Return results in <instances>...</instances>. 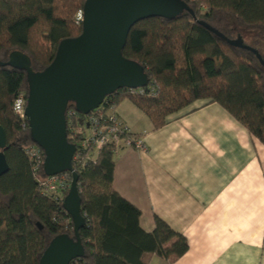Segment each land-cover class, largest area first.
I'll use <instances>...</instances> for the list:
<instances>
[{
  "label": "trees",
  "instance_id": "obj_1",
  "mask_svg": "<svg viewBox=\"0 0 264 264\" xmlns=\"http://www.w3.org/2000/svg\"><path fill=\"white\" fill-rule=\"evenodd\" d=\"M183 1L196 19L182 12L132 28L123 55L145 68L149 84L118 90L102 107H114L118 115V107L128 100L156 131L198 102L216 103L264 145V66L253 52L232 46L200 24L228 40H235L242 29L255 42L252 46L243 39L244 44L259 51L257 45L264 44V0ZM85 2L0 0V126L6 133L9 165V172L0 177V264H40L55 237L74 238L73 222L64 209L69 190L56 196L41 192L39 181L48 178L45 155L40 149L42 163L35 171L27 151L39 147L27 119L14 110L19 95L28 94L27 73L2 63L19 51L29 57L35 73L44 71L63 40L81 35L78 17ZM71 109L76 110L74 105ZM78 116L84 124V117ZM82 138L68 140L78 149ZM114 157L112 147L105 146L85 166L73 163L86 225L80 231L85 255L71 264H150L153 256L175 263L189 250L188 240L157 217L153 232L141 228V211L113 186Z\"/></svg>",
  "mask_w": 264,
  "mask_h": 264
},
{
  "label": "crops",
  "instance_id": "obj_2",
  "mask_svg": "<svg viewBox=\"0 0 264 264\" xmlns=\"http://www.w3.org/2000/svg\"><path fill=\"white\" fill-rule=\"evenodd\" d=\"M120 106L147 150L115 153V190L141 211L144 231L157 217L189 243L175 263L150 264H264V145L216 103L198 102L156 131Z\"/></svg>",
  "mask_w": 264,
  "mask_h": 264
},
{
  "label": "water",
  "instance_id": "obj_3",
  "mask_svg": "<svg viewBox=\"0 0 264 264\" xmlns=\"http://www.w3.org/2000/svg\"><path fill=\"white\" fill-rule=\"evenodd\" d=\"M195 13L183 0H86L83 8L82 33L63 40L55 59L44 71L35 73L27 55L16 51L4 67L27 73L28 94L25 117L32 141L43 150L44 170L48 177L72 174L71 187L64 209L74 225V238L55 237L45 250L40 264H71L82 259L85 249L80 231L86 220L82 215L79 175L73 171L77 152L68 140L67 113L71 105L83 115L100 108L106 98L121 89H140L149 84L145 68L124 57L123 50L132 28L155 17L174 18ZM213 34L234 47L253 52L264 66L259 51L246 46L243 37L228 40L217 30L200 22ZM7 139L0 126V177L9 172L5 156Z\"/></svg>",
  "mask_w": 264,
  "mask_h": 264
},
{
  "label": "built area",
  "instance_id": "obj_4",
  "mask_svg": "<svg viewBox=\"0 0 264 264\" xmlns=\"http://www.w3.org/2000/svg\"><path fill=\"white\" fill-rule=\"evenodd\" d=\"M78 20L82 22V12L79 14ZM26 106L27 96L19 95L15 101L14 110L22 119H26L24 115ZM102 106L89 115H82L84 117L82 123L84 124H81L82 118H79V113L76 110L71 109L67 113L68 138L83 135L73 158V163H76L78 167L85 166L86 160L95 159V156L105 146L112 147L115 153L126 148L136 151L147 150L143 137L135 136L132 133L130 128L118 117L114 107L106 110ZM27 154L33 161L36 171L42 163L40 148H30ZM71 182L72 174L64 173L39 181V189L45 195L56 196L62 190H69Z\"/></svg>",
  "mask_w": 264,
  "mask_h": 264
},
{
  "label": "rangeland",
  "instance_id": "obj_5",
  "mask_svg": "<svg viewBox=\"0 0 264 264\" xmlns=\"http://www.w3.org/2000/svg\"><path fill=\"white\" fill-rule=\"evenodd\" d=\"M238 35H241L243 39L248 43V44H255L254 40L250 37L251 34L245 32L244 30H240L235 37L237 39ZM254 46V45H252ZM257 48L259 51L264 53V44L257 45ZM119 113L125 118V115L130 117L133 121H135L138 125H143V122L145 123L146 118L140 113V111L135 108L130 101H124L120 108H119Z\"/></svg>",
  "mask_w": 264,
  "mask_h": 264
}]
</instances>
